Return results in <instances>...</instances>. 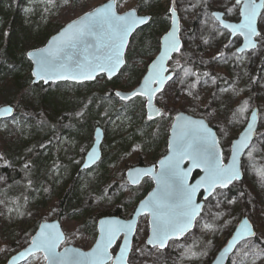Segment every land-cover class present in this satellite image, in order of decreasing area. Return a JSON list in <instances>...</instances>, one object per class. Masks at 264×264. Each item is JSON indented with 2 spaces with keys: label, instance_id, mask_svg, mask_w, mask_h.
I'll return each mask as SVG.
<instances>
[{
  "label": "rangeland",
  "instance_id": "rangeland-1",
  "mask_svg": "<svg viewBox=\"0 0 264 264\" xmlns=\"http://www.w3.org/2000/svg\"><path fill=\"white\" fill-rule=\"evenodd\" d=\"M108 1L111 0H68L67 3L65 0H55L54 4H49L47 0H0V107L11 106L15 109L12 119L0 122V169L17 171L20 178L17 183H11L6 175L0 176V264H7L11 257L25 249L41 223L57 219L66 236L61 249L73 246L83 251L91 250L98 237L97 224L103 216L101 214L112 211L121 204V200L115 199V195L123 180L127 183V170L140 164L145 167L156 165L164 157L163 153L167 152L169 130L174 116L180 112L192 115L191 109L197 105L192 101H185L181 96L183 88L180 84L185 77V69L177 56L170 63L175 78L156 98V104L164 110L157 121L147 119L145 99L121 102L115 96L116 91L131 92L136 89L150 63L157 57L159 51L152 53L151 50L155 41L154 33H151L153 28L146 34L142 45L139 42L129 45L126 55L132 52L131 66L119 80L117 87H113L105 77L89 84V88L80 87L84 84L71 83L46 87L42 84L33 85L32 65L27 57L15 60L8 54L6 48L15 24L20 23L23 27L21 34H18L23 42L33 39L38 33L45 36L48 34L45 39H41L39 45L27 49L26 55L31 50L43 47L50 37L69 23ZM171 3L172 0H117V11L124 14L136 10L140 16L155 15L161 21L169 16ZM233 5L234 0H176L183 46L190 49L201 45L218 55L227 45L224 51L226 59L221 60L227 67L233 61L232 54L241 45V39L231 41L230 33L221 29L212 14L224 13L228 21L237 23V13L227 11ZM196 17L201 19V24L195 28ZM259 30L264 34V23H259ZM167 31L165 29L159 34L153 31L159 47L160 40ZM22 32L27 33V39L22 36ZM220 32L224 34L220 35ZM20 46L22 44L19 48ZM258 47L261 48L260 52L241 56L237 60L239 70L232 74L226 87L215 90L212 84L215 79L204 87L207 100H203L202 105H207L210 99L211 113L214 111V116L209 121L204 120L217 132L225 163L229 159L232 142L238 139L248 122L247 120L242 124L243 122L229 121L243 100L249 99V103L252 101L251 90L253 92L252 83L256 70L254 64L264 58V42H260ZM256 89L261 92L258 98L264 104V66L258 76ZM37 95L44 101L53 99V104L48 107L45 104L42 107L34 104ZM197 95L199 94L194 92L193 98H198ZM118 103L123 104L119 114ZM255 108L259 109L260 116L257 139L253 143L256 151L251 160L245 154L242 163L244 180L230 188H237L238 191L235 194L230 190L217 191L206 202L201 215L203 221L199 218L197 226L189 235L182 241L171 243L163 251L146 246L149 235L148 217L142 219L129 264H207L206 245L216 241L222 249L243 217L249 218L256 231V238L246 243L250 244L257 238L264 241V177L260 175V170L264 168V136L259 135L264 134V122L257 105L250 107L248 119ZM140 113H143L142 119L137 117ZM26 117L36 120L38 132L33 133ZM80 121L83 130H69L71 125ZM98 127L105 134L101 149L102 159L104 156L108 158V171L97 165L94 169L81 173L85 155L93 144L89 135H93ZM141 130L142 137L135 134ZM32 139L34 142L28 149L20 148ZM71 182H74L71 195L74 201L58 218V203ZM145 182L150 183L151 190L153 183L150 179L136 188L127 183L130 191L123 197L125 204H132L136 194L142 193ZM24 188L28 193L23 191ZM145 197L146 195L143 199ZM133 211L131 209L132 213ZM217 213L221 214V219L214 218ZM131 215L121 218L129 219ZM202 222L212 223L216 231L203 230L200 227ZM242 245L231 258L232 264H264V256L254 249L249 251L250 245L244 248ZM119 246L120 242L112 250L113 256L117 254ZM189 248L196 253L195 257L185 255ZM25 264H46V260L42 254H38Z\"/></svg>",
  "mask_w": 264,
  "mask_h": 264
},
{
  "label": "snow or ice",
  "instance_id": "snow-or-ice-1",
  "mask_svg": "<svg viewBox=\"0 0 264 264\" xmlns=\"http://www.w3.org/2000/svg\"><path fill=\"white\" fill-rule=\"evenodd\" d=\"M47 2L54 4L55 0H47ZM67 2L68 0H65V3ZM174 3L175 0H173ZM227 11L237 13V23L225 21L222 18L223 13H213V15L220 27L227 30L231 36L243 37L244 45L238 51L257 49L258 43L264 42V34L258 28V23H264V0H234L233 7L228 8ZM170 12L174 28L163 38L161 55L150 64L147 75L144 76L138 88L130 94L115 92V95L123 101H129L135 97L145 98L149 109V120L154 116L163 115L154 105V100L157 94L164 90L165 84L173 79L171 74L166 75L169 72L167 61L171 59L173 52H179L182 47L175 27L177 24L175 7L171 8ZM146 23L148 18L139 17L134 10L125 15H118L112 3L87 12L80 19L68 24L58 36L53 37L47 48L28 53V57L34 59L37 64L33 76L38 80H44L45 83L55 79H71L77 82L93 80L97 73H106L111 79L125 64L123 55L128 37L138 26ZM217 31L219 32V29ZM223 34L220 32V35ZM90 38H94L99 45L97 53L92 56L85 55L83 60L74 58L69 50L83 45L87 52ZM184 75L197 74L185 70ZM191 87L194 88L195 83ZM188 94L192 95L191 92ZM11 111L10 107H6L0 110V113H11ZM249 111V100H243L232 113V119L229 122L248 120L246 113ZM209 115L212 113L210 112ZM175 120L176 123L172 125L174 139L169 146L171 154L160 161L163 171L156 174L154 169L148 168L130 169L127 173L128 179L134 185L139 184L145 176L157 182V191L140 204L135 214L150 217L151 235L147 239V244L153 247L158 246L160 249L165 248L170 240L183 238L197 226L198 218L203 221L201 213L204 205L198 203L196 199L201 189L211 196L217 188H227L233 182L242 179L239 158L247 154L250 160L253 159L256 149L252 141L253 137L258 135L255 127L257 111H252L251 121L247 123V127L239 138L232 142L231 163L225 164L219 148L220 141L204 120H187L181 115H177ZM259 135L264 136V134ZM96 159L97 152L93 148L88 153L85 167H89ZM185 160L191 163L187 169L181 168ZM194 168L203 170L205 176L197 183L190 184L188 178ZM260 175L264 177V168L260 170ZM214 218L222 217L217 213ZM100 225V237L91 254L65 250V253L60 255L55 249L63 241L64 233L60 231L57 224L42 223L39 226V232L31 237L29 247L12 257L10 264L28 261L29 257H36L37 253H43V259L47 261V264H127L130 251L128 237L134 234V224L101 220ZM200 227L205 231H216L212 223L202 222ZM120 235L124 237L123 247L119 248V254L114 258L109 249ZM253 236L255 232L245 220L236 230L224 252L227 253L242 240ZM185 255L191 258L195 257L196 253L189 248ZM82 257L86 259H81Z\"/></svg>",
  "mask_w": 264,
  "mask_h": 264
},
{
  "label": "trees",
  "instance_id": "trees-1",
  "mask_svg": "<svg viewBox=\"0 0 264 264\" xmlns=\"http://www.w3.org/2000/svg\"><path fill=\"white\" fill-rule=\"evenodd\" d=\"M178 4H179V6L181 5L179 1H178ZM212 17H213V14H212ZM200 24H201V19L196 17L194 20L195 28H196V26H199ZM169 26H170L169 16H167L164 19H162L161 21H159L155 15H152L150 23L146 27H144L143 29L139 30L132 37L130 44H132V43L135 44V43L139 42L142 45L144 39H146V34L153 28L151 33H154L153 39L155 38V41L153 43L151 50H152V53L158 52L160 47H159L158 40H156L155 32L159 34L161 31H163L165 29H169ZM21 31H23L22 25L20 23L15 24V28L11 30V33H10L11 38L8 42V47L6 48L8 54L12 58H14L15 60L24 59L26 57L25 52L27 49H30V47H34V46L39 45L41 43V39H45L48 36V34L45 36L41 33H38V34L34 35L35 37L33 39H30L27 42H25V41L23 42V41H21L20 36H18V34H21ZM153 31H155V32H153ZM22 36L25 37V39H27V33L24 32L22 34ZM231 41H233V40L231 39ZM20 44H22V46H20V48H19ZM226 48L227 47H223L219 51L218 55H216V54L214 55L211 51L207 50L206 47H202L201 45L198 46L197 48L191 47L190 49L183 46L180 54L177 55V58H178L179 62L181 63V66L185 70H190L191 72L197 74L194 76H185L182 79L181 84H180L181 87L183 88L181 90V92H182L181 96L184 97L185 101H188V102L192 101L193 103H197V105H194V107H192V109H191L192 110L191 114L196 116V117L203 118L206 120L208 119V121H209L210 117L214 116L213 115L214 111L212 112V115H209V113L211 112V109H212V107H211L212 101L210 99L208 100L207 105H205V106L202 105L203 100H207L205 97V94L207 92L205 93V91H204L205 85L207 83H210L211 82L210 80L215 79L214 81H212L213 88L215 90H218L222 86L226 87L228 82L231 80L232 74H234V72L237 73L239 70L237 60H239L241 56L237 54V50L232 54L233 61L231 63L229 62L227 67H225L221 63V60L226 59V55H224V51H226ZM260 51H261V48L258 47V49L256 51H254V53H257ZM131 53L132 52H130V55L129 54L126 55V65L123 68V70L121 71L120 75L118 77L114 78L113 80H110L113 87L118 86L119 80L122 79V76L127 72V70L129 69V66H131V64H130L131 63L130 62ZM221 53H223V55H220ZM218 56H220V57H218ZM263 59L260 60V62L258 64H256V65L254 64V67L256 70H255V78H254L253 83H252L253 84V92L251 90L252 101L250 100V105H251L250 107H253L254 105L259 106L260 111H261V120L264 122V106H263L264 104L261 103L260 99L258 98L260 96L261 92L256 89L258 76L260 75V72L262 71L263 66H264ZM172 67L174 68L173 63H172ZM18 80H19V78H18ZM193 83H195L194 88L191 87V85ZM80 87L89 88L91 86L89 84H84ZM189 92H191L192 95H189L188 94ZM194 92H197L199 94V95H197L198 98H195V99L193 98ZM257 92H259V94ZM256 94H258V96ZM52 100L53 99H48V100L44 101L40 95H37V97L34 101V104H39L40 107H42L43 104H45L46 107H48L51 104H53ZM246 100H249V99H246ZM122 105L123 104L118 103L119 109L117 110V114H119L122 111L120 109V107ZM246 115L248 116V113H246ZM86 116L87 115H85V117ZM137 117L142 119L143 113L138 114ZM26 119L30 123L31 128L33 130V133H35V131L38 132L36 120L33 118H28V117H26ZM91 120H93V118ZM246 121L247 120L242 121L243 122L242 124L246 123ZM80 123H81V121L77 122L76 124L71 125V127H69L70 128L69 130L70 131L83 130L80 127ZM93 128L94 127L92 126V129ZM135 134L142 137L143 130L137 131V132H135ZM89 136L91 137V142L93 143V135L90 134ZM33 142H34L33 139L28 141V142H25V144H23L20 148L28 149L32 145ZM120 154H123V153H120ZM163 155H165V153H163ZM98 167H103L106 171H108L109 163H108V158L106 156H104V159H102L101 162L98 164ZM81 173H83V172H81ZM4 175L7 176V178L10 180L11 183H17V181L20 180L19 174L17 173V171H14V170L0 169V176H4ZM116 187H118V186L116 185ZM143 188L144 189H143L141 194H136V196L134 197V200L132 201V204L127 205V204H125L126 201L123 199V197L125 196V194L127 192L130 191V189H129V186H127L126 181L123 180L122 185L119 186L118 193L115 195V199L121 200V204H119L112 211L101 214V216L102 215L103 216L110 215V216H118V217H123V218L129 217L132 213L131 209L134 210L136 205L150 191V188H151L150 183L145 182ZM73 190H74V182H71V184L67 185L65 192L61 195V199L58 203V206L60 209V214H59L58 218H61V215H62L63 211L65 210V208H68V206H70L73 203V201H74L73 196H71ZM228 190H230V189H228ZM23 191L25 193H28L26 188H24ZM112 191H113V187L111 188V192ZM236 191H238L237 188H232L230 190V192L232 194H235ZM232 230H234V228H232ZM247 245H250L249 251L254 249L259 254H261V256H264V241H262L260 238H257L255 241H253L250 244L244 243L242 245V248L246 247ZM205 249H206V251H205L206 262H207V264H210L221 248L217 244L216 241H212L211 243L206 245ZM229 264H232V259L230 260Z\"/></svg>",
  "mask_w": 264,
  "mask_h": 264
},
{
  "label": "water",
  "instance_id": "water-1",
  "mask_svg": "<svg viewBox=\"0 0 264 264\" xmlns=\"http://www.w3.org/2000/svg\"><path fill=\"white\" fill-rule=\"evenodd\" d=\"M109 3L114 4V11H116V13H117L118 15H125L126 13L130 12V11H128V12H126V13H124V14H119L118 11H117V0H111V1H108V2L104 3L103 5H101V6H99V7H103L104 5L109 4ZM99 7H97V8H99ZM173 7H175V11H176V21H177V24L175 25V27H176L177 30H178V31H177V36H178V39H179V41H180L182 47L180 48V51H179V52H173L172 55H171V59L167 61V67H168V69H169V72L166 73V75L171 74L172 77H173V79L170 80V81H168V82L165 84L164 90H163L162 92L158 93L157 96L160 95V94H162V93L165 91V89L170 85V83L174 80L175 75L173 74V72H171V69H170V63L172 62V60L174 59V57H176L177 55L180 54V52H181V50H182V48H183V40H182V38H181V20H180V16H179L178 12H177V10H176V0H175V3H174V4H173V0H172L171 8H173ZM171 8H170V9H171ZM92 11H93V10H92ZM131 11H133V10H131ZM134 11L136 12V14H137L139 17H146V18H148V23L138 26V27L135 29V31L132 32L131 35L128 37L127 46H126V48H125V50H124V55H123V58H124V60H125V64L121 66V68L119 69V71H118L116 74H114V75L112 76L111 79H109V78L107 77V74H106V73H97L96 78L93 79V80H85V81H82V82H77V81H73V80H71V79H69V80L55 79V80H49L47 83H45L44 80H38L36 77L33 76V72L36 71V69H37V64L35 63V60H34V59H30V58L28 57V53H29V52H34V53H35V52H37V51H39V50H41V49L47 48V47L49 46V44L52 42L53 37H56V36H58L61 32H63L64 29L67 27V25H66V26H65L63 29H61L57 34H55L54 36L50 37L49 40L46 42V44H45L43 47H41V48H39V49L31 50V51H29V52L26 54V57H27L28 61H29V62L31 63V65H32L31 76H32V78H33V81H32L33 85H39V84H42L44 87L49 86V85H56V84H60V83H71V84H76V85H82V84H91V83L95 82V81H96L98 78H100V77H105L107 80H113L114 78L118 77V76L120 75L121 71L123 70V68H124L125 65H126V53H127V50H128L129 45H130V41H131L132 37H133V36H134L139 30H141V29H143L144 27H146V26L150 23V21H151V17H150V16H140L136 10H134ZM214 13H221V12H214ZM223 14H224V13H223ZM83 16H84V15H83ZM83 16H82V17H83ZM169 16H170V26H169L168 31L163 35V37H162L161 40H160V48H159V52H158L157 57H159V56L161 55L162 51H163V38H164L166 35H168L170 32H172V31H173V28H174V25H173V22H172L171 12H169ZM80 18H81V17H80ZM80 18H78V19H80ZM213 18L215 19L216 23L219 25V22L216 20V18H215L214 15H213ZM222 18H223L225 21L229 22V23H235V22L228 21V20L226 19L225 14L223 15ZM78 19H76V20H78ZM74 21H75V20H74ZM71 23H72V22H71ZM69 24H70V23H69ZM219 26H220V25H219ZM258 28H259V23H258ZM221 29H222V28H221ZM223 30H224V29H223ZM224 31L228 32L227 30H224ZM228 33H229V32H228ZM230 35H231V34H230ZM235 38H240V39H241V45L237 48V54L240 55V56H243V55H249V54L253 53L254 51H256V50L258 49V47H257V49H254V50H245L244 52H240V51H238V49L242 48L243 45H244L243 37H240V36L233 37V36H231V39H232V40L235 39ZM89 45H90V46L88 47L87 52L85 51V47H84L83 45L80 46V47H78V48H76V49H71V50H69V52H70V54L73 55L74 58H79V59L83 60V58H84L85 55L92 56V55H94V54L97 53V48L99 47V45L97 44V42H96V40H95L94 38H90V40H89ZM258 46H259V43H258ZM101 50H102V49H101ZM157 57H156L154 60H156ZM154 60H153V61H154ZM153 61H152V62H153ZM152 62H151V63H152ZM151 63H150V64H151ZM149 66H150V65H149ZM148 69H149V67H148ZM147 72H148V70H147ZM146 75H147V73H146ZM146 75H145V76H146ZM142 80H143V79H142ZM138 87H139V85H138ZM138 87H137V88H138ZM116 92H121V91H116ZM131 92H132V91H131ZM131 92H121V93H124V94H130ZM115 96H116V95H115ZM157 96H156V98H157ZM116 97H117L121 102H129V101H133V100H135V99H137V98H143V97H135V98H133L132 100H129V101H123V100H121L118 96H116ZM156 98H155V100H154V105H155L157 108H159L160 111L163 113L164 110L161 109V108L156 104ZM143 99H145V98H143ZM145 100H146V99H145ZM6 107H10V108L12 109V111H11V113H0V122L5 121V120H10V119H12V118L14 117V115H15V109H14L13 107H11V106L0 107V110L4 109V108H6ZM145 110H146V116H147V119H148V111H149V109L147 108V101H146V103H145ZM252 111H257V122H256V126H255V127H256V132H257V134H258V131H259V125H260L259 109L255 108V109H253ZM177 115H181V116L187 118V120H201V119H202V118H199V117H195V116H192V115H189V114H186V113L180 112V113H177V114L174 116V118H173V122H172V125L176 123L175 117H176ZM160 118H161V116H154V118L151 119L150 121H157V120L160 119ZM148 120H149V119H148ZM202 120H204V119H202ZM204 121L208 124V122H207L206 120H204ZM250 121H251V114H250L249 119H248V122H250ZM248 122H247V123H248ZM172 125H171L170 130H169V137H168V144H167V152H166V154L164 155V157H162V158L156 163V165H154V166L145 167V166H140V165H138V166H135V167L130 168L131 170L152 168V169H154V172H155L156 174H159V173H161V172L163 171V169L160 167V161H161V160H164L168 155L171 154V153H170V150H169V146H170V144L173 142V139H174V137H173V127H172ZM208 126H209V124H208ZM209 127H210V126H209ZM246 127H247V125H246ZM246 127H245V128H246ZM210 128L212 129V131L215 133L217 139L219 140L216 130H215L214 128H212V127H210ZM244 130H245V129H244ZM244 130H243V131H244ZM239 136H240V135H239ZM104 137H105V134H104V131H103L101 128L98 127V128H96V129L94 130V133H93V144H92L90 150L88 151V153L91 152V151L93 150V148H95V149H96V152H97V159L95 160V162L91 163L89 167H85V163L87 162V156H88V153H87V154L85 155V158H84L83 164H82V166H81V168H80V171H81V172L90 171V170L94 169V168H95V167L101 162V160H102V156H103V155H102V149H101V147H102V144H103V141H104ZM238 138H239V137H238ZM256 139H257V136H254V137H253L252 144L255 142ZM219 148H220L221 153L223 154V162L225 163V161H224V152H223V149H222V147H221L220 144H219ZM246 151H247V150H246ZM244 157H245V154H244V155H241V157L239 158V165H240V169H241V172H242V179H241V180L233 182V183H232L231 185H229L227 188H217V189L213 192V194H212L211 196H209L208 193L204 192L203 189H201V190L197 193V197H196L197 202H198V203H201V204L204 205V207H205L206 202H207L210 198H212V197L215 195V193H216L217 191H219V190H225V191H226V190L230 189L235 183H240V182H242V181L244 180V174H243V171H242V163H243V159H244ZM230 163H231V150H230V156H229V159H228V161H227L225 164H230ZM190 166H191V163H190V161H188V160H185V161L182 162V164H181V168H185V169L189 168ZM130 169H128L127 172L125 173V177H126L127 183H128V185H129L130 187H132V188L139 187V186L144 182V180H146V179H150V180L152 181V183H153V188H152V189L150 190V192L146 195V197H145V198H144V199H143V200H142V201L136 206V208L134 209V211H133V213H132V215H131V217H130L129 219H123V218L118 217V216H105V217H102L101 219H99L98 224H97V230H98V237H97V240H98L99 237H100V228H101L100 221H101V220L112 221V222H116V223H129V222H131V223L134 224V234L129 235V237H128L129 244H130V251H129L128 256H127V264H129L130 257H131L132 252H133V246H134V241H135V238H136V235H137V231H138V225H139V223H140V221H141L142 219H144L145 217H147V216H144V215H136V214H135V213H136V210L139 208V206H140V204H141L142 202L148 200V199H149V198H150V197H151V196L157 191V182H156V180H153V179H151L150 177H147V176L143 177V178L140 180L139 184H137V185L132 184V183L130 182V180L128 179V177H127V173H128V171H129ZM197 174H198V175H197ZM196 175H197V176H196ZM204 176H205V172H204L203 170H201V169H195V168H194V169H192V171H191V173H190V175H189V178H188V179H189V183H190V184H195V183H197L198 181H200ZM203 210H204V209H203ZM202 213H203V211H202ZM202 213H201V215H202ZM198 219H199V218H198ZM149 220H150V217H148V226H149ZM245 220H247V221L249 222V224H250L252 230L255 232V236H253V237H249V238H247V239L242 240V241H241L240 243H238L233 249H231V250H229L227 253H225V252H224V249L227 247L229 241L232 240V237H233V235L235 234L236 230L239 228V226H240ZM197 221H198V220H197ZM43 223L57 224V225L59 226L60 231H62V232L64 233L63 228H62V225H61V223H60V221H59L58 219H57V220H54V221H52V222H43ZM41 224H42V223H41ZM41 224H40V225H41ZM195 227H196V226H195ZM195 227H193V228H192V229H191V230H190V231H189V232H188L183 238L168 241L167 246H166L165 248H163V249H160L158 246H157V247H153V246L147 244V240H146V243H145V244H146V246H147L148 248H150V249H158V250H160V251H163V250L167 249L171 243L182 241L187 235H189V234L195 229ZM38 232H39V228H38L36 234H37ZM36 234H35V235H36ZM35 235H34V236H35ZM150 235H151V230H150V226H149V235H148V238H149ZM148 238H147V239H148ZM255 238H256V231H255V228H254L253 224L251 223V221L249 220L248 217H243V218L240 220L239 224L236 226V228H235V230H234V232H233L231 238L228 240V242L226 243V245H225V246H224V247L218 252L217 256L215 257V259L212 261L211 264H229L231 258H232L233 255L235 254V252H236V250L238 249V247L241 246L243 243H246V242H248V241L254 240ZM97 240H96L94 246L92 247V249L89 250V251H83L82 249L75 248V247H73V246H66V247H64V248L61 249L62 245H63V244L65 243V241H66V236H65V234H64V239H63V241L57 246V248L55 249V251H56L58 254H60V255H63V254L65 253V250H69V252H71L72 250H75L76 252H79V253L91 254L92 251H93V249L96 247ZM123 240H124L123 235H120L116 240L113 241V245H112V247L109 249V251H110L111 254H112V250L116 247V245H117L119 242H120V246H119V248L123 247ZM29 245H30V244H29ZM29 245H28L26 248H28ZM26 248H25V249H26ZM25 249H23V250H21V251H24ZM21 251H20V252H21ZM38 254H42V255H43V253H37L36 255H38ZM118 254H119V253L117 252V254H116L115 256H113V257L115 258L116 256H118ZM17 255H18V253H17L16 255H14V256H17ZM112 255H113V254H112ZM14 256H13V257H14ZM30 258H32V257H29V259H30ZM69 258H71V256H70ZM29 259H28V260H29ZM81 259H86V257H82ZM11 260H12V257L9 259V261L7 262V264H10ZM26 262H27V261H20L19 264H25ZM46 264H47V261H46Z\"/></svg>",
  "mask_w": 264,
  "mask_h": 264
}]
</instances>
